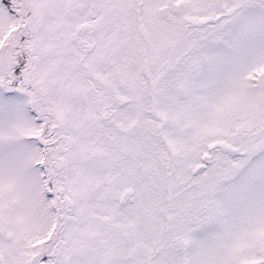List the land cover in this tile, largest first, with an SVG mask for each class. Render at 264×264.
<instances>
[{
    "label": "snow or ice",
    "instance_id": "obj_1",
    "mask_svg": "<svg viewBox=\"0 0 264 264\" xmlns=\"http://www.w3.org/2000/svg\"><path fill=\"white\" fill-rule=\"evenodd\" d=\"M0 264H264V0H0Z\"/></svg>",
    "mask_w": 264,
    "mask_h": 264
}]
</instances>
